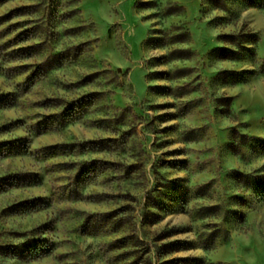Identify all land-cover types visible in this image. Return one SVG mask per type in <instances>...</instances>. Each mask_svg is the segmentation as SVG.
Here are the masks:
<instances>
[{"label": "rangeland", "instance_id": "rangeland-1", "mask_svg": "<svg viewBox=\"0 0 264 264\" xmlns=\"http://www.w3.org/2000/svg\"><path fill=\"white\" fill-rule=\"evenodd\" d=\"M262 187L264 0H0V264H264Z\"/></svg>", "mask_w": 264, "mask_h": 264}, {"label": "trees", "instance_id": "trees-1", "mask_svg": "<svg viewBox=\"0 0 264 264\" xmlns=\"http://www.w3.org/2000/svg\"><path fill=\"white\" fill-rule=\"evenodd\" d=\"M237 177H238V176H237ZM261 191H262V195H263V197H264V188H263V187H262V190H261Z\"/></svg>", "mask_w": 264, "mask_h": 264}]
</instances>
